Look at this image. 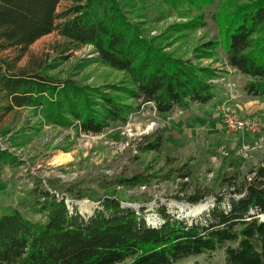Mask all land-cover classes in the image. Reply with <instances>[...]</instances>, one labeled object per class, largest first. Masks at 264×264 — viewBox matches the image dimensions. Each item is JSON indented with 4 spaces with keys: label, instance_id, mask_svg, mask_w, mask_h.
Returning <instances> with one entry per match:
<instances>
[{
    "label": "trees",
    "instance_id": "16d2710c",
    "mask_svg": "<svg viewBox=\"0 0 264 264\" xmlns=\"http://www.w3.org/2000/svg\"><path fill=\"white\" fill-rule=\"evenodd\" d=\"M60 1L0 0V52L17 51L12 61L0 58L3 112L31 107L39 109L47 124L99 134L113 123L124 124L146 104L158 113L207 104L215 97L212 80L221 71L199 60L218 61L219 48L226 52L225 66L249 77L244 92L264 96V0H159L171 13L198 12L152 36L138 20L145 5L136 0H71L57 12ZM215 2L217 38L196 44L190 58L165 49L174 34L200 26L201 10ZM53 31L64 38L65 50L92 45L96 56L91 61L122 72L123 78L112 84L79 85L42 70L14 67L30 44ZM162 141L160 130L150 141L140 142L139 149L160 152ZM19 165L16 156L0 149V171ZM178 175L187 179L190 172ZM149 182L150 177L141 174L120 177L97 207L82 213L76 205L69 209L38 181L31 193L43 221L32 222L13 206L1 208L0 264H173L217 248H223V264H264V161L242 174L237 169L219 173L213 185L196 184L182 192L180 199L191 205L213 197L210 206L190 220L160 205L155 209L160 221L152 226L146 223L144 206L122 204L126 200L116 186Z\"/></svg>",
    "mask_w": 264,
    "mask_h": 264
},
{
    "label": "rangeland",
    "instance_id": "374dc122",
    "mask_svg": "<svg viewBox=\"0 0 264 264\" xmlns=\"http://www.w3.org/2000/svg\"><path fill=\"white\" fill-rule=\"evenodd\" d=\"M136 4L145 5L144 15L138 20L150 36L187 22L198 12L171 13L159 0H136ZM70 5L71 0H61L57 12ZM201 11L204 22L183 35L174 34L170 41L174 42L166 50L173 49L177 55L190 58L196 44L218 37L217 2ZM65 46L64 38L53 31L30 44L14 61V67L28 72L42 70L79 85L112 84L123 78L122 72L91 61L96 56L92 45L68 50ZM225 53L219 48L218 61L199 60L202 65L212 64L221 71L212 80L215 98L209 104H192L187 109L176 108L166 113H158L151 104H146L139 113L130 114L124 124L113 123L99 134L75 133L71 127L47 124L39 109L20 107L7 113L0 109V149H7L22 162L0 171V211L4 206H13L30 221H43L44 214L31 193V188L40 181L43 188L52 190L58 198L72 201L78 211L88 213L120 177L141 174L150 177L146 185L115 188L126 200L123 205L145 207L143 215L148 225H158L160 219L155 209L160 205L187 220L197 217L200 212L191 215V211L199 204H205L206 210L213 197L191 205L180 199L182 192H190L196 184L213 185L219 173H234L237 169L242 174L264 161V122L250 114L258 122L257 130L251 133L229 131L221 121L220 105L228 102L235 109L241 107L235 100L245 97L243 87L249 79L223 64ZM16 54L10 48L1 51L0 58L12 61ZM160 130L163 132L160 152L139 149L140 142L150 141ZM184 171L190 172L187 179L178 175ZM223 257V248H217L212 253L173 264H223Z\"/></svg>",
    "mask_w": 264,
    "mask_h": 264
},
{
    "label": "built area",
    "instance_id": "2783aa9c",
    "mask_svg": "<svg viewBox=\"0 0 264 264\" xmlns=\"http://www.w3.org/2000/svg\"><path fill=\"white\" fill-rule=\"evenodd\" d=\"M219 115L223 126L229 131L253 133L258 128V122L255 119L239 114L234 106L228 102H224L220 105ZM63 200L66 206L72 209V201L66 198H63Z\"/></svg>",
    "mask_w": 264,
    "mask_h": 264
},
{
    "label": "crops",
    "instance_id": "0c3cea01",
    "mask_svg": "<svg viewBox=\"0 0 264 264\" xmlns=\"http://www.w3.org/2000/svg\"><path fill=\"white\" fill-rule=\"evenodd\" d=\"M235 101L238 102L237 104L241 106L238 108H240L242 112L243 111L246 112V114H244V112L242 113L238 108H236L239 114L246 116V117H253L250 115V114H253L254 116L257 117L256 119L259 122H264V96H251V95L246 94L243 99H236ZM207 104H204V105H207Z\"/></svg>",
    "mask_w": 264,
    "mask_h": 264
},
{
    "label": "bare ground",
    "instance_id": "6f19581e",
    "mask_svg": "<svg viewBox=\"0 0 264 264\" xmlns=\"http://www.w3.org/2000/svg\"><path fill=\"white\" fill-rule=\"evenodd\" d=\"M204 205L205 204H199V205H197L196 207H195V211L194 212H201L202 210H204L203 208H204ZM197 210V211H196Z\"/></svg>",
    "mask_w": 264,
    "mask_h": 264
},
{
    "label": "water",
    "instance_id": "95a60500",
    "mask_svg": "<svg viewBox=\"0 0 264 264\" xmlns=\"http://www.w3.org/2000/svg\"><path fill=\"white\" fill-rule=\"evenodd\" d=\"M188 214V213H187ZM191 215H194L195 214V212H194V210L193 211H191V213H190Z\"/></svg>",
    "mask_w": 264,
    "mask_h": 264
}]
</instances>
